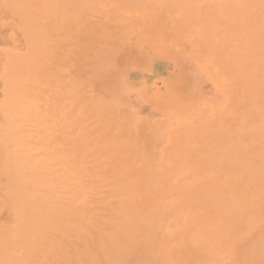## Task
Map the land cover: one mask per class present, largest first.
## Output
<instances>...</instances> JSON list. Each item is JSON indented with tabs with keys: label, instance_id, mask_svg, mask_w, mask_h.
I'll return each instance as SVG.
<instances>
[{
	"label": "bare ground",
	"instance_id": "1",
	"mask_svg": "<svg viewBox=\"0 0 264 264\" xmlns=\"http://www.w3.org/2000/svg\"><path fill=\"white\" fill-rule=\"evenodd\" d=\"M6 2L16 6V22L28 39L25 53L13 54L18 63L22 56L20 68L24 72H20L25 76H19L17 67L7 63L11 72L1 77L0 94L5 100L0 102V264H264V0ZM137 3L152 9L135 15L132 6ZM167 7L176 10L175 17L201 24L197 32L180 24L188 33L164 31L171 28L164 22L168 16L162 9ZM144 16L152 36L157 32L160 39L168 33L180 44L185 39L213 61L214 68L223 74L231 100L219 126L220 118L214 122L218 130L212 132L206 125L207 134L204 130L193 134L201 136L197 147L186 151L194 159L183 165L194 180L179 182L178 187L170 185L169 176L160 172L158 164L143 160L142 141L118 126L122 119L116 116V120L113 106L126 101L117 99L118 93L117 98L113 95L112 84L110 100L105 87L106 68L121 38L117 34L121 29L127 32V23H142L138 18ZM193 32H200L198 38ZM54 39L59 40L61 57H56L61 60L52 68H59L54 70L62 79H54L53 69L50 75H54V83L61 81L62 89L56 83L51 90L60 89L63 96L59 102L62 116L57 115L62 122L61 161L56 163L61 166L57 169L61 175L56 180L53 174L57 172L49 173L52 133L47 122L55 115L53 112L48 117L45 110V83L50 87L43 76L48 74L37 79L33 78L36 69L34 75L31 71L40 54L48 58L55 53H43L46 42ZM49 47L57 49L56 45ZM45 57V62L51 63ZM41 62L38 67L45 63ZM66 68H72V74L66 76ZM65 78L66 84L71 79L74 82L69 84V89L74 86L73 93L68 92ZM91 84H96V90H90ZM19 85H26L25 89ZM114 99L120 104L110 105ZM217 149L219 160H215L217 154H204ZM178 164L177 168L168 166L175 169L164 173L178 175Z\"/></svg>",
	"mask_w": 264,
	"mask_h": 264
},
{
	"label": "rangeland",
	"instance_id": "2",
	"mask_svg": "<svg viewBox=\"0 0 264 264\" xmlns=\"http://www.w3.org/2000/svg\"><path fill=\"white\" fill-rule=\"evenodd\" d=\"M140 3H142V2H140ZM140 3H137L136 6L135 5L132 6L133 13L136 12L135 15L141 16L142 11L147 12L150 9H152L151 6H149L147 4L145 5L144 3L142 5H145V6H142ZM138 5L142 6L143 10ZM13 6L14 5L12 2H6V0H0V86L2 84V81L4 80V79L2 80L1 77H3V75H5V73L7 74V72L10 74V72H11L10 68L13 66V64L15 65L14 68L17 67V71H18L19 76L23 75L21 72H24L23 68L22 69L20 68V66H21L20 62L22 63V56L19 55V57H20L19 61L20 62L18 63V61H15L16 56L14 57V55H15L14 53H17V54L22 53V52L25 53V51H26V47H25L26 46V39H28V38L25 37L22 29L20 28V24L16 22V20H17L16 15L14 16V14H16V6H14V7ZM162 10L164 13H166L165 15L168 16V18H165L164 22H166V24H168V25L170 24L169 26H171V28L173 27L172 29L167 28L164 31L169 30L168 32H170L172 34H176V33L182 34L183 28H180V25H182L181 27L184 26L187 29H188V26L194 27L195 31L197 32L198 28L201 26V24H198L196 26L194 19L188 20V21L187 20L183 21V19L181 20V19L175 17L176 10H174L172 7L163 8ZM137 11L138 12L140 11V12L138 13ZM167 14H170L171 17H170V15H167ZM138 19H140L142 21V23L135 24V25L133 23L132 24L127 23V25H128V26L126 25V29H127L126 31L127 32H124L121 29L119 31V33L117 34V36L121 37L119 42H118V47L115 50L116 52L117 51L118 52L116 53L115 51H113V54L115 53V55L112 54L110 57V62H109L110 68H108L109 64L107 65V68H106L107 69L106 70L107 71L106 72L107 83H105V87L107 88V90H109L108 94H109L111 89L113 90V88H111V86H110L112 84V87L117 86L116 88L114 87V91L117 90V92L115 93L113 91V95H116L118 93V98H117V95L115 97L117 99H120L122 97V99H120V100H122V102L124 100L126 101V102L124 101L125 102L124 104L122 103V105H120L121 107L120 106H117V107L113 106V105L120 104V102H121L120 100L118 101L119 103L117 101H115V99H114L115 103H113L114 101H110V105L113 104L112 106L115 108V110H112V113H114L115 118H116V116H117V118H119L118 120L122 119L119 121L118 126L123 130V132L125 134H127L128 136L130 135L131 137L142 141V143H143V146H142L143 160L146 162H149V163L156 164V165L158 164L157 166L159 167L160 172L162 173V171H163V174H167L169 176L171 186L172 185L176 186V184H178L179 182L184 183V184L190 183L194 180V178L189 175L190 172L188 169L185 168V166H186L185 164H187L188 162H191L192 161L191 158H193V157L191 154H187L186 151L191 150L192 148H196L197 147L196 143H197L198 139L201 137L200 136L199 138H197L198 135L196 137L193 134H197L201 130L207 131L208 127L209 128L211 127L210 130H212V132H215L216 129L218 130V126L222 120L221 116H223V111H226L228 109V107L231 105L229 90L227 87L226 88L224 87L226 85L224 82L223 74H220L221 72L217 68L216 69L214 68V66L212 64L213 61L211 63L209 59L205 58L195 48H192V46L194 47V44L192 45L191 43H189L185 39L182 42V44H180L177 41H175L173 38H171V35L168 33H166L167 35H164V37H161L160 39L158 38L159 35L157 34V32L154 33V35L152 36L153 33H150L147 30V28L149 27L148 26V18H146L144 16V19H141V18H138ZM163 19H164V17H161L160 21H162ZM177 20L180 23H177ZM167 21L170 23H168ZM181 21L186 22L187 24H182ZM190 21H192V22H190ZM197 23H199V22L197 21ZM194 24H195V26H193ZM174 25H175V28H174ZM177 25H178V27H177ZM117 27H121V25H118ZM185 29H184L183 33L184 32L188 33L187 30H185ZM196 32L195 33L193 32V37L198 38L200 32L198 34ZM186 33H184V34H186ZM48 36H51V34ZM56 37H58V36H56ZM48 39L50 41V37ZM55 40L56 39H54L52 43L49 42V44L46 42L47 48L45 47V44L43 46V47H45L44 48L45 52H43V53L47 52V54H49L48 51L53 52L54 50H55L54 51L55 53L48 55V58H46L45 55L40 54V57H38V60L40 58L41 59L39 62L38 61L36 62V65H37V63H40L41 60H43L41 63L45 62L44 57L47 60L49 59V60L53 61V62L51 61V63H50V61H47L51 65L52 64L56 65L58 63V61L61 60V59L57 58V57H61V55H60V53H61L60 43H57V41H59V40H57V41H55ZM173 40H174V42H173ZM46 41H47V39H46ZM152 42H154V43H152ZM185 42H187V43H185ZM198 43H199L198 48L201 49L202 45H200L201 44L200 42H198ZM178 44H180V45L177 46ZM54 45H56L57 49H54V48L49 49L50 48L49 46H54ZM187 45H188V47H187ZM43 47H41V48L43 49ZM41 48H38L37 50H40ZM118 48L120 51L117 50ZM58 49H60V50H58ZM192 49H194V50H192ZM186 50H188V51H186ZM137 52H139V53L137 54ZM47 54H46V56H47ZM162 55H164V56H162ZM179 55H180V57H179ZM146 56H148V57H146ZM155 56H157V57L155 58ZM11 57H13L14 61L11 60L12 59ZM55 59H56V62H55ZM111 59H113V61L115 63L112 62ZM191 59H193V60H191ZM10 60L12 61V63ZM24 60H23V62L25 63ZM132 60H133V62H132ZM203 61H205V62H203ZM7 63H9V65L12 64V66L10 65L11 67L8 68ZM48 63L45 62V63L41 64L42 66H40V67H38V65L33 66L31 63V65H32L31 71L33 74V71H35L33 69H36L35 75L33 74L34 75L33 78H37V79L38 78H41V79L44 78L43 79L44 82H46L45 80H47V83L49 84L50 88H48V86H46V83H45L44 89H45V93H47V95L45 94V101L46 100H48V101L46 102L47 107L45 108V106H44V108L47 112L48 117L49 116L52 117V115H53L52 113L54 112L55 118L56 117L58 118L56 120L54 117H53L54 120H53V118H51L53 121L51 124V123H49V122H51V119L47 117L48 118L47 128H50L49 132L52 133V134H50V137H51V135H52V137L50 138V153H49L50 171H49V173L52 174V173H54V171L57 172V173L53 174L54 176L52 175L56 180L57 179L56 177H58V175L60 173V170L58 173L57 169L61 168V166L59 168L57 166V164L60 165L59 162L61 161V159H60V147H61L60 141H61V139H60V137H61V125H62V122H61L62 103H60V105H59V102L61 101L63 96L61 93H59L60 89H58L55 92H53V90H51V89L53 88L52 84L54 85V87L58 84V82H56L57 84L54 83V81L56 80L55 78L57 76L58 77L60 76L59 78L62 79V75L60 72L58 74H56L55 70L59 69V68H57L56 66H54L56 68H52L53 65L50 66V65H48ZM18 64H19V66H18ZM44 64L48 65L49 67L48 66L44 67ZM141 64H142V66H141ZM60 65H61V63H60ZM147 65H149V66H147ZM206 66L209 67L210 70H208L209 68H207ZM14 68H13V70H14ZM45 68L46 69L48 68V70H50V71L47 72V70ZM211 68H212V70H211ZM19 69H21V70H19ZM52 69L53 70L55 69L54 70L55 71L54 75H56L54 77L55 80H53L54 75L53 76L50 75V74H53V73H50L52 71ZM136 69H137V73H136ZM39 70H40V72H39ZM66 70H67L66 76L69 75V73L72 74L71 73L73 70L72 68L71 69L66 68ZM204 70H205V72H204ZM46 73L48 75H44ZM206 73L208 74V76ZM25 74L26 73H24L23 76H25ZM42 76H43V78H42ZM133 78H135V80L130 82V80H133ZM52 80H53V82H52ZM57 81H60V80H57ZM71 81H72V79H71ZM71 81L69 80L68 81L69 83L67 82V84H66V78H65V84L67 85V89H69V86L72 83L74 84V82L71 83ZM62 82L64 84V78H63ZM223 82H224V84H223ZM59 83L61 85L58 84V86H56V87L57 88L59 87L62 89L61 81ZM216 83H217V85H216ZM128 85L131 88L128 87ZM23 86H26V85H19V88L25 89V87H23ZM90 86H89L91 88V89L89 88L90 90H96V84H91ZM73 87L74 86H72L71 89L68 90V92L71 91L73 93V91H74ZM183 87H185V88L183 89ZM57 88H55V90ZM109 88H111V89H109ZM212 88H215V90ZM118 89H119V91H118ZM120 90H122V92ZM130 90H132V91H130ZM218 92H219V94H218ZM204 93H206V94H204ZM35 94H36V90H35ZM56 94H57V96H56ZM210 94H211V96H210ZM109 95H110L109 99L111 100L112 94H109ZM2 96L3 95L0 94V102H2L1 100H5V99H2ZM48 96H49V98H48ZM50 96H51V98H54V100H52L50 98ZM137 96L139 99H136ZM205 98H207V99H205ZM208 99H210V100H208ZM218 99H219V101H218ZM211 100H213V101L210 102ZM221 100L223 101V103ZM54 104H56L57 106H55ZM219 104H221V105H219ZM41 105H42V102H41ZM58 105H59V107H58ZM218 105L221 107H219ZM0 106H1V104H0ZM53 106H54V108H53ZM176 106H178V107H176ZM127 108H129V109H127ZM130 108L132 110H130ZM219 108H221V109H219ZM177 109H179V110H177ZM152 110H153V112H152ZM58 113H60L61 116L60 115L57 116ZM48 114H51V115H48ZM185 115H186V117L182 118V116H185ZM112 116H113V114H112ZM164 116H166V117L168 116V117L166 118ZM117 118H116V120H117ZM129 118H130V120H129ZM1 119H2V109L0 107V126L2 124ZM218 119H219V121H218ZM263 119H264V117H263ZM230 120L232 121L233 118L232 119L230 118ZM173 121H174V123H173ZM201 122L202 123L204 122L203 128L201 126V124H202ZM214 122H217L218 126H216V123H214ZM192 124H195V125H192ZM52 125L55 126V129ZM176 125H178V126H176ZM183 125L185 126V128H183L184 127ZM206 125H208V127H205ZM212 125H213V127L214 126H216V127L213 128ZM173 127H175V128H173ZM51 130L54 132H51ZM187 130L189 132H187ZM55 131H57V132H55ZM164 132H165V134H164ZM191 132H192V134H191ZM202 132H201L202 138L203 137L205 138L206 135H203ZM208 132L209 131H207L206 134ZM186 136H187V138H186ZM188 137H189V139H188ZM161 138H163V139L159 140ZM185 138H186V143H184L182 145V143L185 141L184 140ZM56 141H59V142H56ZM55 142H56V145H54ZM57 144H59V145H57ZM191 145H193V146H191ZM151 146H152V148H151ZM203 146H204V144H202V148L205 147V146L204 147ZM168 149L170 151H168ZM180 150H182V151L180 152ZM176 152H178V154H181V155H178V154L176 155ZM218 153H219V149H217L215 151H211L210 153H208V151H206L204 154H208L210 157H212L213 154H214V156L217 154L215 156V158H216L215 160H219L220 153L219 154ZM175 156H176L177 160H176ZM181 156L183 157V159H180ZM214 156H213V158H214ZM190 159H191V161H190ZM52 160L53 161L55 160V161L52 163ZM178 160H179V162H178ZM211 160L214 161V159H212V158H211ZM171 163H173V164H171ZM178 163H181V164H178ZM183 163H185V164L183 165ZM177 164L179 167V169L176 171V172H178V175L176 173H174V174H176V176L174 175V177H173V174H171V173H170L171 176L169 173H164L166 171L169 172L170 169L171 170L173 168L175 169ZM171 165H173L175 167H173V166H172L173 168L168 167ZM180 165H181V168H180ZM54 166H56V167H54ZM51 167H54V168H51ZM180 169H181V172H180ZM60 175H61V173H60ZM60 175H59L58 179L60 178ZM52 176H49L50 179ZM179 176H181V177H179ZM187 178H189V179H187ZM180 179H183L184 181L180 180ZM179 185H177L176 187H178ZM1 203H2V190L0 189V214H1ZM0 217H1V215H0Z\"/></svg>",
	"mask_w": 264,
	"mask_h": 264
}]
</instances>
